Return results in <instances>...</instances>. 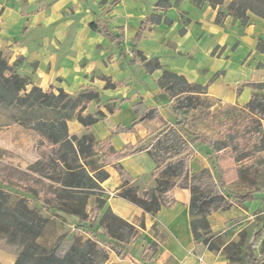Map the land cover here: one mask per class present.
<instances>
[{
	"label": "rangeland",
	"instance_id": "374dc122",
	"mask_svg": "<svg viewBox=\"0 0 264 264\" xmlns=\"http://www.w3.org/2000/svg\"><path fill=\"white\" fill-rule=\"evenodd\" d=\"M146 1L150 2L151 12L157 10L156 0ZM170 1L173 7V0ZM183 1L184 3L188 1L194 5L197 4L198 0ZM253 1L264 8V0ZM120 2L121 0H0V5L2 4L3 7L11 6L19 15V23L14 25L12 31L13 41L9 46H0L1 54L9 59V63L13 64V69L16 72L26 77L28 83H30L28 88H31L32 83L37 84L43 81L44 72L48 69L45 66L44 71H42L35 59H33L34 61L29 60L27 57L17 59L16 49H14L16 45H22L25 49L30 50L36 47L39 48L40 42L30 43L27 40L31 30L36 29V32L42 34L47 33V37L52 39L50 49L52 48L55 52L60 53V50L64 48L71 50L77 48L80 31L88 25L89 20L105 18L111 23L109 18L111 16L109 15H112V11L116 10L117 4ZM229 2L230 0H225L214 7L219 19L223 20V18L226 19L232 16L236 20H242L229 8ZM59 4H62V6L59 7ZM204 6L205 2L200 13L203 12ZM248 17V22L252 17L264 21L263 17L256 16L252 11H248ZM185 19V15L179 16L180 21L186 22ZM48 21H51V23L46 24ZM59 21L66 25V36L64 40L57 41L53 37L59 26ZM262 27H264V23ZM124 31L122 26H117L116 32L121 33L122 37ZM92 46L99 53L97 56H103L102 60L105 65L113 61L115 52L108 49L106 42L101 44L94 42ZM123 46L126 47V43ZM130 51L129 55L131 58L135 57L138 63L128 66L129 73L122 78L117 89L118 93H116L115 87L104 88L107 80L101 71L97 68L90 69L84 82L100 89L102 97L91 101L83 112L84 115L97 112L98 108H101L107 111L108 114L105 116L107 118L110 114L107 107L113 105L118 108L121 99L126 96L133 104L132 107H142L144 102L147 101L142 94L143 89L147 85L149 86L152 80L147 69L156 66V63L145 60L139 53ZM90 53L85 52L86 57L81 59V65L84 69L91 68L90 61L87 58ZM74 56L78 57V52ZM246 62L247 60H245ZM259 68L262 72L261 79L257 80L255 84L264 82V65H259ZM52 82V88L56 91L63 88L70 95H75V92L80 88V85L68 81L63 75ZM48 85L45 87L47 88ZM160 89L159 86L157 89L159 94L155 96L158 102H160L159 96L162 95L159 92ZM254 93L264 94V86L256 87ZM192 94L196 105L190 108H181L177 105V97L172 96L173 102L161 105V109L164 111L162 117L145 124L144 128L147 130L148 140L155 137L164 128H169L171 124H174L188 142H192L193 130L208 134L213 139L220 141L230 137L226 142V146L221 150L222 156L219 160L220 166L223 168L221 189L226 192H241L252 189L257 190L258 195L257 199L249 204L247 208H240L238 205L231 206L229 213L226 214L225 222L218 219L214 222L215 225L210 222L208 228L209 242L215 244H223L226 241L236 243V247L228 250L233 256L231 260L233 264H253L246 248L248 244H251L256 257L261 258L256 264H264V230L261 235H256V232L264 224V141L260 139V134L264 133V120L262 125L256 128L259 133H255V128L250 129L254 124L257 125V122L245 106L239 103L234 105L221 103L209 97L205 91H194ZM170 105H172V108ZM170 109L174 113L172 121L169 117ZM76 113L70 111L67 115L64 111H57L49 107H35L32 109L0 105V200L6 201L10 206H15L23 197L29 202L30 207L37 209L42 216L47 218L43 233L37 238H33L29 233L20 231L15 227L9 218L7 219L0 214V264H32V260L24 253L26 249L34 253L40 251L54 252L63 257L70 247H81L90 239L96 241L99 247L110 253L111 241L104 237L101 226L92 229L89 226V221L77 225V217L67 213L64 214L61 211H54L52 208L45 206L47 185L44 182L48 185L50 183L39 174H34L28 169L30 165L34 164L44 153H49L50 150V143L44 140L33 126L37 119L59 118L66 115L68 116L67 124L70 132L78 135L89 134L98 138L97 125L93 124L90 128L84 127L76 119ZM192 148L195 155L190 162V174L207 168L213 171V163L210 159L213 150L208 145L203 146L199 143L193 144ZM102 154L103 152L97 151L87 159H83L85 167L92 175L94 168H104L105 166L101 157ZM37 178L41 181L38 182ZM28 182H32L34 187L37 188L39 194L36 197L23 188V185ZM103 184L104 182L100 185L101 189L94 192L107 198L110 195V190H112V185L105 189ZM155 184L156 179L150 178L149 181L141 179L139 184L134 185L142 192L143 187L150 190L154 189ZM90 196L86 210L90 211V215H92L91 209L98 201L95 194ZM197 217L198 215H195L192 219ZM218 225H220L219 228L215 227ZM203 230L201 228V232ZM204 237H201L200 240L203 241ZM144 240L143 232L139 230L138 233L132 235L125 249L127 248V252L137 257L136 254L139 250H142L145 244ZM107 259L108 257L105 259L97 258L96 264H103Z\"/></svg>",
	"mask_w": 264,
	"mask_h": 264
},
{
	"label": "crops",
	"instance_id": "0c3cea01",
	"mask_svg": "<svg viewBox=\"0 0 264 264\" xmlns=\"http://www.w3.org/2000/svg\"><path fill=\"white\" fill-rule=\"evenodd\" d=\"M204 2V10L200 13ZM196 3L192 5L188 1L184 3L183 0H173L172 7L170 0H156L157 10L151 12L150 2L146 0H121L116 10L109 15L111 23L105 18L88 21V25L80 31L77 48L71 50L64 48L57 53L50 49L52 39L47 37V33L42 34L33 29L27 40L30 43L40 42L39 48L30 50L22 45H16L14 49L17 58L20 56L32 61L35 59L42 71L47 66L43 81L36 84L44 90L51 88L58 93L51 84L54 79L63 75L68 81L80 85L76 94L92 87L98 90L100 98L102 91L84 82L90 69L97 68L105 75L107 82L104 88L115 87L117 90L122 78L129 73L128 66L138 63L135 57L131 58L129 55L130 50L132 53H139L145 60L158 64V67L146 68L152 80L151 84L142 91L147 99L142 107H132L133 104L126 96L121 99L118 108L110 105L116 109L114 113L108 109L110 106L107 107L110 113L107 118H105L107 111L101 108L97 110L104 112L105 115L94 123L98 132L96 139L103 141L108 137L111 138V149L118 152L128 144L135 145L147 138L145 124L162 117L164 113L161 109L162 104L173 102L170 93L159 85L160 78L166 70L182 75L189 83L205 86L206 94L221 103L233 105L239 103L246 106L254 94L251 84L261 79L262 72L259 65H264V52H260L257 47L260 38L264 36V27H262L264 21L252 17L248 22V17L247 23L232 16L220 20L209 1L198 0ZM61 6L62 4H59V7ZM182 15H185L186 22L179 20V16ZM0 16V46L6 47L13 41L12 31L14 25L19 23V15L11 6L3 7L1 4ZM148 17L151 19L146 21ZM93 21H106L111 32L120 38L112 40L100 29L93 28L91 26ZM145 21L147 26L142 32V38L137 40L136 35ZM50 23L51 21L46 22V24ZM58 25L53 38L57 41L64 40L66 25L61 21ZM117 26L124 28L123 37L121 33L116 32ZM94 42L100 44L106 42L108 49L115 52L111 63L105 65L103 56H97L99 53L92 46ZM124 43L126 47L123 46ZM76 52L78 57L74 56ZM85 52H91L87 57L91 67L89 69H84L81 65V59L86 57ZM159 86L161 88L159 92L162 93L159 96L160 102L155 98L159 94L157 92ZM239 89L240 93H238ZM170 107L172 108V105ZM148 111H154L156 115L148 121H139L138 118ZM169 112L172 121L173 110L170 109ZM131 124H134V127ZM120 126H125L127 129L113 133ZM170 127L175 126L171 124ZM118 163L133 178L132 184H139L141 179L147 181L152 179L151 174L157 167L154 158L147 150H140L123 157ZM104 169L108 170L109 177L103 186L107 189L112 185V190L105 198L101 215L106 209H112L120 218L133 224L137 233L139 230L143 232L145 244L136 254L137 257L129 252L119 256L111 249L110 253L107 252L109 256L103 264H233L224 253V246L230 242L216 244L218 249H209L208 245L211 242L206 243L205 240L196 239L193 235L189 207L192 193L189 188H176L173 192L175 203L170 207H161L155 214H150L117 194L121 190L122 180L114 163H108ZM145 189L147 188L143 187V190ZM254 191L255 198L247 203L246 207L237 205L240 208H247L257 199L258 191ZM229 211L230 209L213 211L207 216V221L212 222L213 225L217 219L225 222ZM215 227L219 228L220 225ZM152 244L153 246L149 247Z\"/></svg>",
	"mask_w": 264,
	"mask_h": 264
},
{
	"label": "trees",
	"instance_id": "16d2710c",
	"mask_svg": "<svg viewBox=\"0 0 264 264\" xmlns=\"http://www.w3.org/2000/svg\"><path fill=\"white\" fill-rule=\"evenodd\" d=\"M166 1V0H161ZM210 5L216 7L225 0H207ZM229 8L234 14L242 18L245 22L248 19V11H252L256 16L264 18V8L253 0H230ZM151 18H147L146 21ZM219 19V17H218ZM143 22L137 40L142 38V32L147 26ZM91 26L100 29L112 40L120 37L111 32L109 23L106 21H93ZM258 50L264 52V38H260ZM22 57H18L20 59ZM155 67H158L156 64ZM27 79L13 69V64L9 59L1 54L0 51V105L20 106L23 108H52L57 111H64L67 115L70 111L77 112L76 119L86 128L104 117V112L90 113L84 115L88 104L99 99L98 90L90 87L75 95H70L62 88L56 93L53 89L44 90L42 87L33 84L28 88ZM159 85L165 89L172 97H177V105L183 109L196 105L193 99V92H204L205 86L197 83H189L186 78L171 71H164ZM264 86L252 83L253 90L256 87ZM206 92V91H205ZM241 90L239 89L238 93ZM250 114L255 118L257 125L251 126L256 129L262 125L264 120V94L254 93L250 101L245 106ZM108 109L114 113L116 109L112 106ZM156 115L154 111H148L138 118L139 121H148ZM68 116L59 118L37 119L33 126L41 137L50 143L49 153L35 161L28 168L30 172L37 173L50 184L46 188V197L44 204L54 211H61L64 214H70L78 218L77 225L85 224L89 221L90 228L96 226L103 228V235L111 241L110 248L119 256L128 253L125 246L129 243L132 235L137 233L136 227L120 218L112 209L108 208L101 215L105 204V198L94 192L101 189V183L109 177L108 170L104 168H94L93 175L85 167L83 159L91 156L94 152L101 151L104 165L114 163L117 167L122 180L121 190L117 193L134 205L143 208L145 212L155 214L161 207L172 206L175 203L174 190L179 187L189 188L191 195L190 214L192 217L191 227L196 239L204 237L207 243L209 222L207 216L213 211L229 209L233 204L246 207L255 198V191L233 192L221 189L223 183V168L219 160L222 156V149L230 137L224 140H215L208 134L199 131H192L194 135L192 142H188L176 127L164 128L155 137L148 140L142 139L135 145L128 144L120 151L111 149V138L99 141L93 135L75 134L69 130L67 124ZM125 126L118 127L113 133L126 130ZM255 133H259L256 129ZM260 139L264 141V133L260 134ZM208 145L213 151L210 154L213 171L208 168L190 174V162L194 157L193 144ZM140 150L150 152L156 162V169L152 172V177L156 179L154 189H145L142 192L138 187L132 184L133 178L127 173L123 166L118 163L121 158L135 154ZM37 181L41 179L37 178ZM23 188L37 196L38 190L32 182L23 185ZM96 195L98 203L94 205L91 213L86 210L90 195ZM52 195V197H50ZM0 214L17 227L20 231L29 233L33 238L41 235L45 229L47 218L42 216L37 209L30 207L29 202L22 197L15 206H10L6 201L0 200ZM78 227V226H77ZM203 228V232H201ZM264 230V224L256 235H261ZM149 245V247H152ZM209 249H218V245L210 243ZM237 244L230 242L224 246V253L231 261L232 255L229 249L236 247ZM248 256L253 264L258 263L261 258H257L251 244L246 246ZM24 253L32 260V264H96L97 258H107L108 253L97 242L90 239L83 246H72L66 251L63 257L54 252L34 253L26 249Z\"/></svg>",
	"mask_w": 264,
	"mask_h": 264
}]
</instances>
